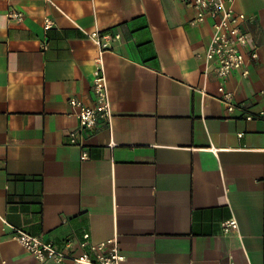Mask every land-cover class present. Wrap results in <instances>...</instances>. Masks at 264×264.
<instances>
[{"label": "crops", "instance_id": "1", "mask_svg": "<svg viewBox=\"0 0 264 264\" xmlns=\"http://www.w3.org/2000/svg\"><path fill=\"white\" fill-rule=\"evenodd\" d=\"M235 9L259 59L228 77L229 111L203 74L212 20L179 0H0V264H73L14 228L74 256L115 238L123 264H264V0ZM99 71L114 117L83 158L68 101L92 103Z\"/></svg>", "mask_w": 264, "mask_h": 264}, {"label": "built area", "instance_id": "2", "mask_svg": "<svg viewBox=\"0 0 264 264\" xmlns=\"http://www.w3.org/2000/svg\"><path fill=\"white\" fill-rule=\"evenodd\" d=\"M183 4L193 7L195 15L192 24H203L207 19L212 20L211 38L205 51L204 77L212 71L219 80L218 93L213 95L222 102L229 111L235 109L233 93L227 90L226 81L234 71H240L242 77L249 74L248 63L259 59L258 47L252 45V36L245 28L248 16L235 9L237 0H179ZM10 19L21 20L23 13L11 11ZM53 22L46 20L44 29H49ZM91 37L99 40V33L93 32ZM42 48L47 49L46 41ZM94 100L85 103L76 97L69 99L71 107L76 109L79 121L78 133L70 131L71 143L83 148V158L88 157L84 148V133L92 131L102 123L111 124L114 114L111 106L109 87L106 77L100 71L96 74L92 84ZM245 112L247 120H253L256 116L247 108H241ZM236 221L231 219L224 223L226 231L230 227L236 228ZM14 238L26 248L38 261L53 260L58 263L71 260L73 264H123L125 254L119 247L115 238L101 242H91L90 235L84 234L83 245L90 244L89 251L74 256L62 248H58L52 241L41 236L30 235L21 228H14ZM234 264V263H229Z\"/></svg>", "mask_w": 264, "mask_h": 264}]
</instances>
